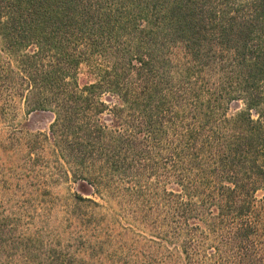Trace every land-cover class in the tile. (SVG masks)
I'll use <instances>...</instances> for the list:
<instances>
[{"label": "trees", "instance_id": "16d2710c", "mask_svg": "<svg viewBox=\"0 0 264 264\" xmlns=\"http://www.w3.org/2000/svg\"><path fill=\"white\" fill-rule=\"evenodd\" d=\"M17 98L97 191L162 168L165 264H264V0H0Z\"/></svg>", "mask_w": 264, "mask_h": 264}, {"label": "rangeland", "instance_id": "374dc122", "mask_svg": "<svg viewBox=\"0 0 264 264\" xmlns=\"http://www.w3.org/2000/svg\"><path fill=\"white\" fill-rule=\"evenodd\" d=\"M243 107L230 102L227 115ZM101 119L111 124L112 116ZM53 120L51 111L29 112L21 98L0 104V264H165L162 168L142 166L97 191L53 153Z\"/></svg>", "mask_w": 264, "mask_h": 264}]
</instances>
